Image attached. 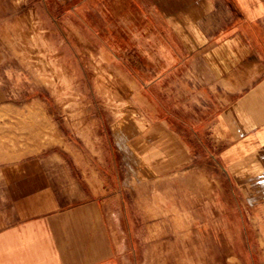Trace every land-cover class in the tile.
<instances>
[{"label":"crops","instance_id":"1","mask_svg":"<svg viewBox=\"0 0 264 264\" xmlns=\"http://www.w3.org/2000/svg\"><path fill=\"white\" fill-rule=\"evenodd\" d=\"M100 6L101 32L124 34L116 35L124 43L118 46L157 50L154 59H136L155 62V76L136 80L142 87L133 98L149 123L135 126L132 151L156 176L193 160L219 162L252 218L262 211L263 225L264 0H101ZM62 159L52 153L0 162V264H126L122 189L110 185L107 170L78 177L62 168Z\"/></svg>","mask_w":264,"mask_h":264},{"label":"rangeland","instance_id":"2","mask_svg":"<svg viewBox=\"0 0 264 264\" xmlns=\"http://www.w3.org/2000/svg\"><path fill=\"white\" fill-rule=\"evenodd\" d=\"M90 3L0 0V162L58 153L78 177L107 170L122 189L126 264H264L262 211L252 218L219 162L156 176L132 151L149 123L136 80L155 76L136 59L157 50L118 46L124 34L102 33L101 0Z\"/></svg>","mask_w":264,"mask_h":264}]
</instances>
